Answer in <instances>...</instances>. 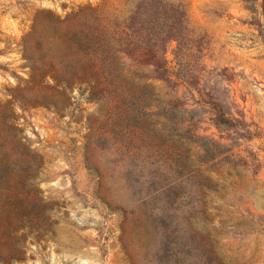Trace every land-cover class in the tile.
I'll return each mask as SVG.
<instances>
[{
	"label": "rangeland",
	"instance_id": "rangeland-1",
	"mask_svg": "<svg viewBox=\"0 0 264 264\" xmlns=\"http://www.w3.org/2000/svg\"><path fill=\"white\" fill-rule=\"evenodd\" d=\"M0 264H264V0H0Z\"/></svg>",
	"mask_w": 264,
	"mask_h": 264
},
{
	"label": "trees",
	"instance_id": "trees-1",
	"mask_svg": "<svg viewBox=\"0 0 264 264\" xmlns=\"http://www.w3.org/2000/svg\"><path fill=\"white\" fill-rule=\"evenodd\" d=\"M182 19L183 22H185L184 17ZM213 110L214 112H216L214 114L215 117L213 119V125L221 134L222 136L221 139L223 141L226 140L230 142V144H224L222 142L215 140L210 136L199 137L204 141V145L202 148H204V152H205L204 154L205 157L207 158V162H214L223 156H229L232 158L234 157V153H233L234 146L231 143L237 140L236 136L239 135L240 133L239 127L244 124L239 118L234 117L229 111L222 109L217 104H215ZM182 172L186 173V171H182ZM247 223L253 224V221L248 220Z\"/></svg>",
	"mask_w": 264,
	"mask_h": 264
}]
</instances>
